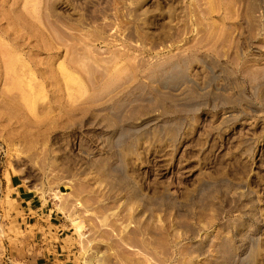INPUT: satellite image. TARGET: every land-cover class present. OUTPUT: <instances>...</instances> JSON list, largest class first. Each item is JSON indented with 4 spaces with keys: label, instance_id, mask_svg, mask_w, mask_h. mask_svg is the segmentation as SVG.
I'll use <instances>...</instances> for the list:
<instances>
[{
    "label": "rangeland",
    "instance_id": "374dc122",
    "mask_svg": "<svg viewBox=\"0 0 264 264\" xmlns=\"http://www.w3.org/2000/svg\"><path fill=\"white\" fill-rule=\"evenodd\" d=\"M19 188L72 264H264V0H0V264Z\"/></svg>",
    "mask_w": 264,
    "mask_h": 264
},
{
    "label": "crops",
    "instance_id": "0c3cea01",
    "mask_svg": "<svg viewBox=\"0 0 264 264\" xmlns=\"http://www.w3.org/2000/svg\"><path fill=\"white\" fill-rule=\"evenodd\" d=\"M17 195L22 204L24 225L37 227L20 256L14 257L16 261L20 264H72L69 253L64 252L63 227L55 221L59 216L54 207L44 205L40 196L31 190L19 188ZM20 223L23 224L22 220Z\"/></svg>",
    "mask_w": 264,
    "mask_h": 264
},
{
    "label": "bare ground",
    "instance_id": "6f19581e",
    "mask_svg": "<svg viewBox=\"0 0 264 264\" xmlns=\"http://www.w3.org/2000/svg\"><path fill=\"white\" fill-rule=\"evenodd\" d=\"M9 72H10V71H9ZM9 72H8V73H9ZM9 74H10V73H9Z\"/></svg>",
    "mask_w": 264,
    "mask_h": 264
}]
</instances>
